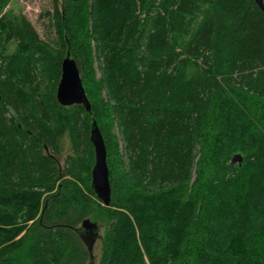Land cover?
I'll return each instance as SVG.
<instances>
[{
  "label": "trees",
  "instance_id": "1",
  "mask_svg": "<svg viewBox=\"0 0 264 264\" xmlns=\"http://www.w3.org/2000/svg\"><path fill=\"white\" fill-rule=\"evenodd\" d=\"M51 23L52 44L24 16L0 18V264L34 225L32 264H88L72 238L84 245L75 230L96 196L94 121L111 187L99 264H264L257 4L61 0ZM68 53L91 113L57 101Z\"/></svg>",
  "mask_w": 264,
  "mask_h": 264
},
{
  "label": "water",
  "instance_id": "2",
  "mask_svg": "<svg viewBox=\"0 0 264 264\" xmlns=\"http://www.w3.org/2000/svg\"><path fill=\"white\" fill-rule=\"evenodd\" d=\"M253 1L264 12V0ZM56 98L58 103L63 107L82 105L88 113L92 112L91 103L86 95L78 65L69 53L62 62L61 78L58 84ZM90 141L95 152V164L92 170V188L99 201L105 207H109L111 187L107 164V150L103 135L96 121L91 126ZM242 162L243 157L240 154L234 155L231 160L232 165H240ZM99 231V224L90 219H85L81 226L75 230L89 253L90 260L88 264H95V256L93 254L94 245L98 240L102 239Z\"/></svg>",
  "mask_w": 264,
  "mask_h": 264
},
{
  "label": "rangeland",
  "instance_id": "3",
  "mask_svg": "<svg viewBox=\"0 0 264 264\" xmlns=\"http://www.w3.org/2000/svg\"><path fill=\"white\" fill-rule=\"evenodd\" d=\"M60 1L61 0H0V18L5 14L16 17L24 16L27 18V20H29V22H31L34 29L38 32L40 38L44 42L52 44L56 40V35L54 27L51 23V15L54 12L55 3H60ZM99 75L100 74H98V76ZM63 149V157L61 158L62 163L64 162V159L70 150V138L67 134L63 137ZM233 156L231 157V160ZM92 199L93 203L85 219L88 218L97 222L100 227L99 233L101 236H104L109 225L101 209L103 205L96 196L92 197ZM42 233L43 230L37 225H34L28 230V232L25 231L16 238V240L22 237L25 239L24 245H22V247L16 251V253H14L13 257L15 258V261H17L16 264H32L27 258V249L34 241L38 239ZM72 240L76 247H81L83 250H86L85 246L82 245L78 239L72 238ZM101 245L102 244L100 240H98L94 245L93 254L95 256V264H99Z\"/></svg>",
  "mask_w": 264,
  "mask_h": 264
},
{
  "label": "bare ground",
  "instance_id": "4",
  "mask_svg": "<svg viewBox=\"0 0 264 264\" xmlns=\"http://www.w3.org/2000/svg\"><path fill=\"white\" fill-rule=\"evenodd\" d=\"M158 169V168H157Z\"/></svg>",
  "mask_w": 264,
  "mask_h": 264
}]
</instances>
